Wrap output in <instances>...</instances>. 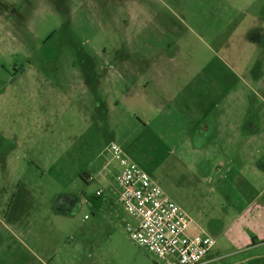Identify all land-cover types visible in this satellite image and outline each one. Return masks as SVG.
I'll return each mask as SVG.
<instances>
[{
  "label": "rangeland",
  "instance_id": "1",
  "mask_svg": "<svg viewBox=\"0 0 264 264\" xmlns=\"http://www.w3.org/2000/svg\"><path fill=\"white\" fill-rule=\"evenodd\" d=\"M113 145L179 205L188 235L214 239L208 264H264V247L233 241L264 190V0H0V159L35 176L26 195L0 169V264H42L38 226L43 241L68 243L79 224L94 236L62 264H98L87 255L106 256L114 229L129 240ZM97 191L109 205L92 229L83 203Z\"/></svg>",
  "mask_w": 264,
  "mask_h": 264
},
{
  "label": "built area",
  "instance_id": "2",
  "mask_svg": "<svg viewBox=\"0 0 264 264\" xmlns=\"http://www.w3.org/2000/svg\"><path fill=\"white\" fill-rule=\"evenodd\" d=\"M112 151L123 167L116 182L120 201L134 220L125 225L132 240L165 264H203L215 241L188 235L179 205L150 174L132 165L117 145Z\"/></svg>",
  "mask_w": 264,
  "mask_h": 264
},
{
  "label": "crops",
  "instance_id": "3",
  "mask_svg": "<svg viewBox=\"0 0 264 264\" xmlns=\"http://www.w3.org/2000/svg\"><path fill=\"white\" fill-rule=\"evenodd\" d=\"M257 143L259 144V141L256 140L255 137L247 138L244 141V146L250 148L252 145L256 146ZM21 145V143H19ZM24 161V160H23ZM25 166L21 163V159L19 157H15L12 155L3 156L0 159V169H3L2 171L11 173L13 176H15V179H18V191L23 194L21 191L22 186V180L21 179H30V184H33L34 174L32 172V176H25L23 173H27L26 170L27 165L24 161ZM0 171V172H2ZM85 179L86 181H92L93 176L91 173L86 172L85 173ZM26 183V182H25ZM17 187V185H16ZM25 194L27 195L29 192L28 189H24ZM98 192V191H97ZM256 197H254V203H251L247 210H242V212L239 214V217L236 219L233 228L235 234V238L237 240H233L237 242L238 247L246 248L249 252H254V250H257V248L264 247V190L262 192H255ZM93 198V199H92ZM92 198L87 199L84 201L83 204L86 206H89V208H92L91 210L94 211L96 214L94 218L88 217L87 215L84 216L82 223H86L90 221L88 224L89 228L94 229L95 227L102 226V219L100 216H102L105 212L106 207L109 205V197L107 194L102 193L100 196H93ZM119 203V207L121 208L123 212V224L125 231L126 230V223L128 221L134 222V220L127 214L123 204L120 201V190H119V198L116 199ZM70 215H74V212ZM19 214L15 217V221ZM42 223V219H39ZM80 222V223H81ZM116 227V221L113 220ZM35 224H27L25 223V226L27 227L25 230V236L28 234L29 227H33ZM41 225V224H40ZM37 226V225H36ZM110 226V225H109ZM40 226H38L35 231H30L28 235L31 236V241L33 242V246L35 249V254L39 261L42 264H62L60 260L59 253L63 250L66 252L68 251H77L81 248H84V246L87 244V239H93L94 236H91L89 234H84L80 231V228H82L81 224L77 227V230L75 231V236L71 239L70 242H65L64 240H58V237L56 235H50V239H46L45 241L42 240L40 235H35V232L39 229ZM113 232L115 234H109V240L111 242V246L109 250H104V255L102 256L101 252L98 254L97 257H94L91 254H88L87 257H91L94 259V263L98 264H152L146 257H140L139 255V248H142L139 246L135 241L132 240L129 233V240L126 239V237L121 234H119V237H117V230L114 229ZM255 235L257 241L255 243H250L251 234ZM33 234V236H32ZM193 236V235H192ZM26 238V237H25ZM125 238L126 242L130 245L129 248L124 247L122 244V240ZM214 240V239H213ZM20 242L25 243V240H21ZM65 242V243H64ZM60 243V244H59ZM26 246V245H25ZM127 249L131 250L132 253H130ZM144 249V248H142ZM98 251H101L99 249ZM134 251V253H133ZM148 252V251H147ZM210 253L206 256L204 259L203 264H208L211 261H213V254ZM149 253V252H148ZM150 254V253H149ZM152 255V254H151ZM264 257V252L260 254ZM260 255L255 257H260ZM44 257V258H43ZM87 257L84 259V261L87 260ZM109 258L107 261H103V259ZM157 258V257H156ZM250 258H253V256H250ZM57 259V262H55ZM158 259V258H157ZM159 260V259H158ZM161 262V261H160Z\"/></svg>",
  "mask_w": 264,
  "mask_h": 264
},
{
  "label": "trees",
  "instance_id": "4",
  "mask_svg": "<svg viewBox=\"0 0 264 264\" xmlns=\"http://www.w3.org/2000/svg\"><path fill=\"white\" fill-rule=\"evenodd\" d=\"M253 243H255L257 241L256 237H253Z\"/></svg>",
  "mask_w": 264,
  "mask_h": 264
}]
</instances>
